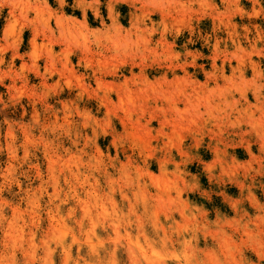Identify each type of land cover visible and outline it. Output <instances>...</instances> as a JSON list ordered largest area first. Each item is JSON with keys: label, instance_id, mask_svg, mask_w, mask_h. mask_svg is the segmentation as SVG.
<instances>
[{"label": "rangeland", "instance_id": "obj_1", "mask_svg": "<svg viewBox=\"0 0 264 264\" xmlns=\"http://www.w3.org/2000/svg\"><path fill=\"white\" fill-rule=\"evenodd\" d=\"M0 264H264V0H0Z\"/></svg>", "mask_w": 264, "mask_h": 264}]
</instances>
